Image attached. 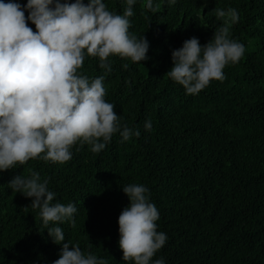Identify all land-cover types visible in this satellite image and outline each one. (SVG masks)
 I'll use <instances>...</instances> for the list:
<instances>
[{"label": "trees", "instance_id": "16d2710c", "mask_svg": "<svg viewBox=\"0 0 264 264\" xmlns=\"http://www.w3.org/2000/svg\"><path fill=\"white\" fill-rule=\"evenodd\" d=\"M104 2L115 14L127 7L125 0ZM153 3L155 12L137 0L129 18L130 34L149 42L148 60L113 56L107 73L97 58L86 56L78 70L104 76L106 101L140 136L121 142L117 133L100 153L77 143L64 164L33 159L0 172V264H53L60 256L62 245L48 236L31 198L7 187L32 172L48 180L53 203L77 207L74 227H49H61L70 248L78 244L107 264H133L122 259L118 231V217L130 203L122 187L129 184L149 189L160 215L157 231L168 237L153 260L264 264V0ZM228 8L238 13L230 38L245 46L244 56L225 67L222 82L212 80L188 95L167 75L171 53L192 37L210 42L223 23L215 10ZM28 26L36 30L30 21ZM147 120L151 131L144 128Z\"/></svg>", "mask_w": 264, "mask_h": 264}, {"label": "clouds", "instance_id": "9594fccd", "mask_svg": "<svg viewBox=\"0 0 264 264\" xmlns=\"http://www.w3.org/2000/svg\"><path fill=\"white\" fill-rule=\"evenodd\" d=\"M144 2L148 10L156 11L153 0ZM125 3L121 15L110 12L104 0H27L24 5L0 0V172L33 159L64 164L77 143L100 153L117 133L121 142L140 136L138 129L121 124L115 106L106 101L104 76L89 78L78 72L86 56L97 58L107 73L112 71L110 57L133 63L149 59L146 37L137 39L129 32L137 0ZM167 3L175 5L177 0ZM215 14L223 23L210 42L201 45L192 37L171 53L173 67L167 75L188 95L199 94L212 80L222 82L225 67L238 63L245 53V46L230 38V29L239 20L237 11L216 9ZM144 128L152 130L151 120ZM7 187L31 198L48 236L62 245L53 264H107L104 258L82 252L78 244L70 248L61 227H49L64 222L74 227L77 207L53 203L56 193L38 172L28 178L17 175ZM122 190L130 201L118 217L123 261L166 264L163 257L152 259L168 237L157 231L160 215L149 189L129 184Z\"/></svg>", "mask_w": 264, "mask_h": 264}]
</instances>
